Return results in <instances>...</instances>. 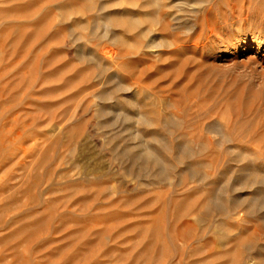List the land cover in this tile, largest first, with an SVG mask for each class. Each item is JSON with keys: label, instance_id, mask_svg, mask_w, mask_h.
I'll use <instances>...</instances> for the list:
<instances>
[{"label": "rangeland", "instance_id": "rangeland-1", "mask_svg": "<svg viewBox=\"0 0 264 264\" xmlns=\"http://www.w3.org/2000/svg\"><path fill=\"white\" fill-rule=\"evenodd\" d=\"M0 264H264V0H0Z\"/></svg>", "mask_w": 264, "mask_h": 264}, {"label": "bare ground", "instance_id": "bare-ground-1", "mask_svg": "<svg viewBox=\"0 0 264 264\" xmlns=\"http://www.w3.org/2000/svg\"><path fill=\"white\" fill-rule=\"evenodd\" d=\"M176 17V16H175ZM246 41V40H245ZM247 43V42H246Z\"/></svg>", "mask_w": 264, "mask_h": 264}]
</instances>
